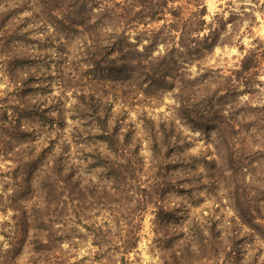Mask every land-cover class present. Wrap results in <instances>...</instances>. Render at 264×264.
Instances as JSON below:
<instances>
[{"label":"rangeland","instance_id":"374dc122","mask_svg":"<svg viewBox=\"0 0 264 264\" xmlns=\"http://www.w3.org/2000/svg\"><path fill=\"white\" fill-rule=\"evenodd\" d=\"M206 4L207 22L223 26V33L231 32L233 43L217 45L207 53L204 62L206 66L228 71L243 55L240 46L249 49L254 47L255 39H264V0H206ZM105 6L115 10V0H87V3L86 0H0V118H4V112L12 116L15 112L27 115L33 122L27 119L26 122L34 127L36 134V141L28 144L9 137V133L4 134L0 129V140L11 142L14 150L0 151V246H7L8 241L1 233L2 223L12 222L15 213L10 207L13 201L9 196L18 192L17 202L21 206H38L41 194L37 188L27 189L26 180L47 177L48 168L61 152L57 147L60 136L70 139V157L79 166L76 178L83 194L73 195V203L77 204V196L82 195L86 214L94 215L100 210L93 221L104 223L107 220L115 242L126 238L131 227L141 225L138 247L128 255L133 264H214L208 247L202 245L208 240L202 242L201 237L209 233L200 236L198 229L210 227L215 216L225 231L240 229L246 243L250 244L246 260L251 262L252 256L259 254L257 264H260L264 259L260 249L264 247L263 234L252 231L248 225L239 227L234 223L238 219L230 208L229 190L224 188L231 172L228 165L216 157L217 148L208 145L199 131L176 120L173 134H183L191 145L179 153L169 150L168 156L157 159L151 136L154 134L162 141L165 154L168 148L160 124L167 118L175 119V89L166 85L149 87L148 84L145 92L133 93L126 97L127 100L115 99V71L107 70L103 64L89 66L92 54L96 53L103 54L111 62L107 66H114L115 52L101 40L95 38L98 42H94L81 34V29H68L65 22L76 14L100 17L106 12ZM132 39L135 40L134 35ZM109 40L114 42L115 37L110 35ZM101 59L99 55L96 60ZM197 64L194 62L188 67L191 72L198 70ZM260 79L263 83L259 86L258 97L264 100V74ZM104 84L109 87L102 86ZM96 110L111 113V121H115V117L123 118V133L131 134V141L124 149L127 158L133 160V170L115 174V195H109V203L101 208H91L90 194L96 184L113 192V179L107 174V168L95 163L99 162L98 154L110 153L107 143L97 138L99 119L92 117ZM43 114L47 118H41ZM149 120H154L155 124ZM53 122H57L61 130L52 132L50 124ZM124 135L123 139L129 138ZM258 149L252 147L247 152L251 166L256 168L254 173L260 172L258 167L264 163ZM204 157L217 158V166L225 167V172L219 170L216 175V189L208 177L212 170L209 163L202 161ZM162 205L183 216L165 230L156 222V211ZM87 218L82 217L80 225L73 224L77 226L75 235L81 236L76 238L79 248L73 250L74 258L82 259L81 264H99L92 244L96 237L84 227L93 223L92 218ZM188 239L193 240V250H189ZM28 250L27 246L18 259L19 264H27Z\"/></svg>","mask_w":264,"mask_h":264},{"label":"trees","instance_id":"16d2710c","mask_svg":"<svg viewBox=\"0 0 264 264\" xmlns=\"http://www.w3.org/2000/svg\"><path fill=\"white\" fill-rule=\"evenodd\" d=\"M103 9L106 12L100 17L76 14L65 22L68 29H81V34L94 42L101 40L115 52L114 66H107L111 62L100 53L92 54V64L89 66L92 68L103 64L107 70L115 71V99H126L133 93L145 92L147 89L144 87L148 84L149 87L166 85L175 89V119L167 118L160 124V132H163L168 148L165 154L162 141H158L154 134L151 136L153 150L159 156L157 159L168 156L169 150L179 153L191 145L182 137L183 134H173L176 120L193 131H199L208 145L217 148L216 157L222 159L231 172L224 188L229 190L230 208L235 212V219H238L234 223L239 227L248 225L252 231L258 230L264 237V163L258 167L260 172L254 173L252 171L256 168L251 166L247 155L250 148L258 147L264 158V100L258 97L259 86L263 83L260 76L264 74V39H255L254 47L249 49L240 46L243 52L241 59L234 68L225 71L206 66L204 62L207 53L217 45L233 43L231 32L223 33V26L216 27L207 22L206 0H115V10L109 6ZM110 35L115 37L114 42H110ZM99 55L102 59L96 60ZM194 62L198 63V70L193 73L188 67ZM16 67H12L13 71ZM102 86L109 87L106 84ZM45 115L41 118H47ZM93 115L99 119L97 138L105 141L110 150L106 156L98 154L96 159L99 162L95 163L107 168V174L113 179V192L96 184L90 194L91 208H101L109 203V195H115V174L133 170V160L127 158L124 149L125 144L131 141V134L124 135L121 116L111 121V113L96 110ZM59 118H63L62 113ZM26 119L29 117L19 112L13 116L4 112V118H0L1 132L33 144L36 134L34 127L28 124L33 120L26 122ZM149 122L155 124L154 120ZM56 123L50 124L52 132L61 130ZM123 135L129 138L123 139ZM11 145L8 140H0V151H14ZM57 147L61 152L56 154L48 168L47 177L41 176L36 182L26 180L29 184L27 189L34 191L33 188H37L41 194L42 201L38 202V206H21L17 202L18 192L9 196L13 201L10 207L15 213L12 222L2 223L4 227L1 233L8 241L7 246H0V264H19L18 259L27 246L30 253L27 264H81L82 259L74 258L73 250L79 248L76 238L81 236L75 235L77 226L73 224L80 225L82 217H88L87 220L92 218L93 221L100 210L94 215L86 214L81 202L82 195L77 196V204L73 203V195L77 192L83 194L80 181L76 178L79 166L70 157L72 144L69 138L59 136ZM36 158L35 164L38 161ZM202 161L209 163L212 171L208 177L216 189V175L219 170L225 172V167L217 166V158L209 160L204 157ZM137 201L141 203L142 200ZM156 217L157 226L165 230L170 223L183 216L173 208L162 205L156 211ZM84 227L96 237L92 244L96 248L95 259L99 264H133L128 255L138 247L141 225L131 227L127 230L128 236L118 242L113 240L107 220L104 223L94 220ZM198 230L200 236L209 233L201 237L202 242L208 240L202 245L208 247L214 264H257L259 254L252 256L251 262L246 260L250 244L246 243L239 228L225 231L215 216L210 227ZM186 242L189 250H193V240ZM260 249L264 255V247ZM260 264H264V259Z\"/></svg>","mask_w":264,"mask_h":264}]
</instances>
